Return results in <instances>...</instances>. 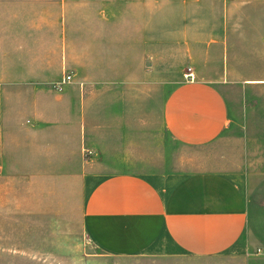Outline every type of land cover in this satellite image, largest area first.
Instances as JSON below:
<instances>
[{
	"label": "crops",
	"instance_id": "1",
	"mask_svg": "<svg viewBox=\"0 0 264 264\" xmlns=\"http://www.w3.org/2000/svg\"><path fill=\"white\" fill-rule=\"evenodd\" d=\"M262 168L264 0H0V256L264 262Z\"/></svg>",
	"mask_w": 264,
	"mask_h": 264
},
{
	"label": "rangeland",
	"instance_id": "2",
	"mask_svg": "<svg viewBox=\"0 0 264 264\" xmlns=\"http://www.w3.org/2000/svg\"><path fill=\"white\" fill-rule=\"evenodd\" d=\"M185 8H168L169 20L176 17L183 20ZM191 13L190 9H186ZM178 11V12H177ZM178 13V14H177ZM177 14V15H176ZM183 27V23H182ZM190 66H186L183 74L184 77L186 73L189 72ZM177 77V70L171 69L168 71L169 80ZM170 89V86H169ZM252 93L250 95L251 100L256 99V89H251ZM169 143L170 140H169ZM222 143V141H221ZM264 169V168H262ZM17 234L15 231H9L8 234V247L6 256L4 253L0 256V264H88L87 256H91V247L86 239L82 237L79 240V247L73 246L74 256L64 255L59 248H56V253L52 254L53 251L51 247L42 246L41 243H46L44 240H32L31 232H27L24 238L20 237L17 241ZM34 243V244H33ZM48 252H50L48 254ZM94 264V263H92ZM98 264H192L185 262H172L160 258H144V257H134V258H108L105 257L102 262ZM256 264H264V262H259Z\"/></svg>",
	"mask_w": 264,
	"mask_h": 264
},
{
	"label": "built area",
	"instance_id": "3",
	"mask_svg": "<svg viewBox=\"0 0 264 264\" xmlns=\"http://www.w3.org/2000/svg\"><path fill=\"white\" fill-rule=\"evenodd\" d=\"M185 77H186V78H190V79L193 78L191 68L189 69V72L186 73ZM71 78H72L71 74H67V75L65 76V78L63 79V82L69 81ZM63 82H61V83H57L56 86H57V87H60L61 84H62Z\"/></svg>",
	"mask_w": 264,
	"mask_h": 264
}]
</instances>
